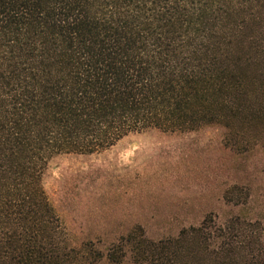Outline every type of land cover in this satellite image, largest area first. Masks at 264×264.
<instances>
[{
  "label": "trees",
  "instance_id": "obj_1",
  "mask_svg": "<svg viewBox=\"0 0 264 264\" xmlns=\"http://www.w3.org/2000/svg\"><path fill=\"white\" fill-rule=\"evenodd\" d=\"M240 37L264 54V0H0V264L63 263L42 185L54 156L244 108ZM208 220L127 244L142 264L195 248L216 264H264L261 222Z\"/></svg>",
  "mask_w": 264,
  "mask_h": 264
},
{
  "label": "rangeland",
  "instance_id": "obj_2",
  "mask_svg": "<svg viewBox=\"0 0 264 264\" xmlns=\"http://www.w3.org/2000/svg\"><path fill=\"white\" fill-rule=\"evenodd\" d=\"M236 49L244 108L219 107L223 121L193 131H135L101 152L50 160L42 185L59 227L62 264H142L129 235L175 239L205 219L264 227V54L244 37ZM196 249L179 264H216Z\"/></svg>",
  "mask_w": 264,
  "mask_h": 264
}]
</instances>
